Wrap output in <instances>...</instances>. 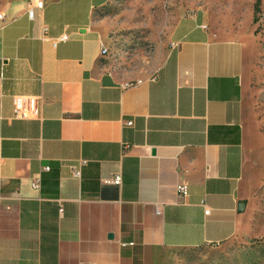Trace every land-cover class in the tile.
<instances>
[{
  "label": "crops",
  "instance_id": "0c3cea01",
  "mask_svg": "<svg viewBox=\"0 0 264 264\" xmlns=\"http://www.w3.org/2000/svg\"><path fill=\"white\" fill-rule=\"evenodd\" d=\"M35 1L0 0V264H170L232 240L254 140L242 26L184 14L152 69L124 70L94 20L107 0ZM15 95L39 117H13Z\"/></svg>",
  "mask_w": 264,
  "mask_h": 264
},
{
  "label": "rangeland",
  "instance_id": "374dc122",
  "mask_svg": "<svg viewBox=\"0 0 264 264\" xmlns=\"http://www.w3.org/2000/svg\"><path fill=\"white\" fill-rule=\"evenodd\" d=\"M248 9L251 21L245 18ZM196 11L221 22L234 17L245 33L243 120L254 139L253 153H245L243 176L249 205L244 226L232 240L174 249L170 264H264V0H107L95 10L94 20L115 67L148 70L165 48L173 23Z\"/></svg>",
  "mask_w": 264,
  "mask_h": 264
},
{
  "label": "built area",
  "instance_id": "2783aa9c",
  "mask_svg": "<svg viewBox=\"0 0 264 264\" xmlns=\"http://www.w3.org/2000/svg\"><path fill=\"white\" fill-rule=\"evenodd\" d=\"M36 7L42 6L41 0L35 1ZM28 16H32V9L29 7L27 9ZM2 14L0 13V18ZM45 30V27L43 28ZM67 38L66 34L53 39V43H56L59 40H65ZM107 51L106 47L101 45V53L104 54ZM41 102L40 95H15L13 96V117L15 118H29V117H39V104ZM85 160H80L77 164L69 165L71 173L74 177H79L81 172L82 165L85 164ZM43 170H49L48 166H44ZM104 183L119 185L120 184V174L116 173L111 177L104 179ZM39 184V178L35 177L31 181L32 187H37ZM175 189L179 196L185 197L187 195V187L185 184L179 183L175 186ZM208 210H205L204 213H207ZM131 244V243H130Z\"/></svg>",
  "mask_w": 264,
  "mask_h": 264
},
{
  "label": "water",
  "instance_id": "95a60500",
  "mask_svg": "<svg viewBox=\"0 0 264 264\" xmlns=\"http://www.w3.org/2000/svg\"><path fill=\"white\" fill-rule=\"evenodd\" d=\"M245 204H246V200L244 199L238 200L237 201V212H241L244 209Z\"/></svg>",
  "mask_w": 264,
  "mask_h": 264
},
{
  "label": "trees",
  "instance_id": "16d2710c",
  "mask_svg": "<svg viewBox=\"0 0 264 264\" xmlns=\"http://www.w3.org/2000/svg\"><path fill=\"white\" fill-rule=\"evenodd\" d=\"M253 10H254V11L256 10V5L254 6Z\"/></svg>",
  "mask_w": 264,
  "mask_h": 264
}]
</instances>
